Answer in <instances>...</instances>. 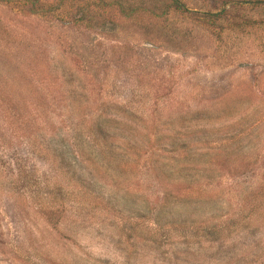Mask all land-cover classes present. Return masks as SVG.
<instances>
[{
  "label": "rangeland",
  "instance_id": "1",
  "mask_svg": "<svg viewBox=\"0 0 264 264\" xmlns=\"http://www.w3.org/2000/svg\"><path fill=\"white\" fill-rule=\"evenodd\" d=\"M26 1L0 0V264H264V5Z\"/></svg>",
  "mask_w": 264,
  "mask_h": 264
},
{
  "label": "trees",
  "instance_id": "2",
  "mask_svg": "<svg viewBox=\"0 0 264 264\" xmlns=\"http://www.w3.org/2000/svg\"><path fill=\"white\" fill-rule=\"evenodd\" d=\"M236 2V3H234ZM232 5L233 7L235 5H244V4H250L253 6H260V5H264V0H235ZM224 4L222 9L220 11L217 12H204L202 14V16L208 18V20H213L214 17H220L221 15H224L225 13H227V7L229 5H227L226 0L224 1ZM40 0H28L26 1V3H24V6H27V9L29 12H38L42 9V7L40 6ZM119 9L121 10V12H123L125 15L131 14V13H136L139 10H144V9H134L132 10V6L128 7L125 5L119 6ZM159 11V13H155L158 15H167L169 14L170 11H181L184 12L186 9V7L184 6V4L181 2V0H162L161 3H159L158 5H154V7L152 6L150 8V11L155 12V11ZM92 141H94V139H92Z\"/></svg>",
  "mask_w": 264,
  "mask_h": 264
}]
</instances>
